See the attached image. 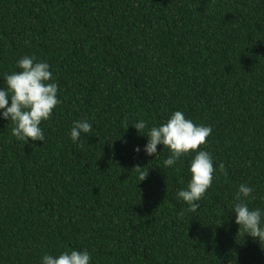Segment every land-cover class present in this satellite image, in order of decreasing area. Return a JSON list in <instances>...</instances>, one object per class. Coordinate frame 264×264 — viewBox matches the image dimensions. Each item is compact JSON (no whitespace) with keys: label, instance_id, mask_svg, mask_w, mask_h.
Masks as SVG:
<instances>
[{"label":"trees","instance_id":"trees-1","mask_svg":"<svg viewBox=\"0 0 264 264\" xmlns=\"http://www.w3.org/2000/svg\"><path fill=\"white\" fill-rule=\"evenodd\" d=\"M25 55L49 62L61 103L45 142L0 119V264L69 249L93 264H264L230 210L241 183L264 207V0H0V88ZM177 110L212 127L201 148L224 165L195 213L176 197L191 157L164 168L167 148L143 151Z\"/></svg>","mask_w":264,"mask_h":264},{"label":"clouds","instance_id":"clouds-1","mask_svg":"<svg viewBox=\"0 0 264 264\" xmlns=\"http://www.w3.org/2000/svg\"><path fill=\"white\" fill-rule=\"evenodd\" d=\"M18 71L3 76L4 86L0 88V119L11 122V134L17 141L25 144L30 141L45 142V133L42 123L48 121L54 109L61 103L59 99L60 86L53 76L52 67L47 60L36 56L25 55L16 62ZM132 126L140 133L147 127L143 120ZM92 131V124L87 119L73 122L70 129V140L78 148L83 149L81 139L83 134ZM211 126L197 124L186 118L182 111H174L166 122L148 129L147 143L143 151L148 156L157 155L158 145L168 149V156L163 161L164 168H174L185 157H191L187 168L190 180L187 187L177 191L178 200L188 205L187 211L195 213L200 209V202L208 189L212 186L214 176L224 170L223 164L214 166V159L210 152L201 148L206 145L212 135ZM136 153L141 147L134 148ZM143 167L135 169L140 172ZM149 172H140L143 182ZM254 188L241 183L234 194L230 210L235 215V223L239 225V232L251 236L254 240L264 243V207L250 208L249 199L253 196ZM181 212L180 216L183 217ZM40 264H93L91 253L87 250L69 249L58 255L44 253Z\"/></svg>","mask_w":264,"mask_h":264}]
</instances>
